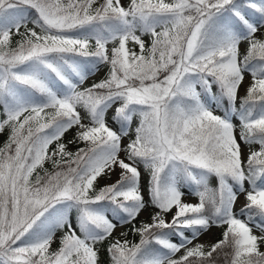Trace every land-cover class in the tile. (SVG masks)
<instances>
[{
    "label": "snow or ice",
    "instance_id": "obj_1",
    "mask_svg": "<svg viewBox=\"0 0 264 264\" xmlns=\"http://www.w3.org/2000/svg\"><path fill=\"white\" fill-rule=\"evenodd\" d=\"M5 133L0 264H264V0H0Z\"/></svg>",
    "mask_w": 264,
    "mask_h": 264
},
{
    "label": "rangeland",
    "instance_id": "obj_2",
    "mask_svg": "<svg viewBox=\"0 0 264 264\" xmlns=\"http://www.w3.org/2000/svg\"><path fill=\"white\" fill-rule=\"evenodd\" d=\"M103 71L104 70H102L99 74H98V76L96 77V78H101L102 76H103ZM88 83H91V80L88 82ZM74 134V130H70V132L69 133H67L66 135H65V140H67V139H70L71 138V136ZM2 137V135H0V138ZM73 148L75 147V146H72ZM146 218V214H144V215H142L141 217H140V219H145ZM215 235H216V230H213V232L211 233V234H208V236L207 237H205V239L204 240H209V239H213L214 237H215ZM206 236V235H205ZM203 240V239H202Z\"/></svg>",
    "mask_w": 264,
    "mask_h": 264
},
{
    "label": "trees",
    "instance_id": "obj_3",
    "mask_svg": "<svg viewBox=\"0 0 264 264\" xmlns=\"http://www.w3.org/2000/svg\"><path fill=\"white\" fill-rule=\"evenodd\" d=\"M5 139H6V133L2 135V137L0 138V144H2Z\"/></svg>",
    "mask_w": 264,
    "mask_h": 264
},
{
    "label": "bare ground",
    "instance_id": "obj_4",
    "mask_svg": "<svg viewBox=\"0 0 264 264\" xmlns=\"http://www.w3.org/2000/svg\"><path fill=\"white\" fill-rule=\"evenodd\" d=\"M208 235H206V236H204V237H202V239L204 240L205 239V237H207Z\"/></svg>",
    "mask_w": 264,
    "mask_h": 264
}]
</instances>
